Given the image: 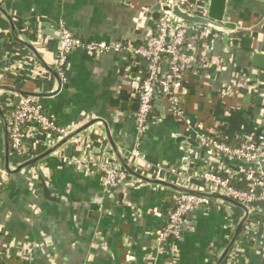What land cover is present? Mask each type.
Listing matches in <instances>:
<instances>
[{
	"label": "crops",
	"instance_id": "1",
	"mask_svg": "<svg viewBox=\"0 0 264 264\" xmlns=\"http://www.w3.org/2000/svg\"><path fill=\"white\" fill-rule=\"evenodd\" d=\"M155 1L0 0V60H5L0 68L1 263L215 264L234 236L244 210L215 199L184 216L170 250L158 248L157 232L172 210L167 194L176 192L131 175V185L103 190L98 165L114 160L121 167L117 155L144 178L174 184H180L178 178L155 164L175 166L187 174L217 166L213 155L185 139L197 143L185 134L183 122L168 112L160 95L154 98L145 130L137 134V90L145 74L142 58H132L126 50L111 49L99 56L75 50L68 57L60 90L50 94L58 87L55 38L61 25L84 41L135 46L153 30L149 20ZM222 20L229 28L243 26L238 38L250 37L251 47L211 46L210 66L188 72L180 94L185 114L198 131L218 133L233 143L264 135V71L250 63L252 52L264 53V3L226 0ZM11 88L50 94L37 97L40 105L70 132L96 121L50 153L46 151L61 137L32 130L34 135L27 137L19 155L4 131L3 118L7 122L12 104L22 96ZM135 144L141 157L129 154ZM186 155L189 162L184 161ZM73 159L91 166L78 168ZM201 184L191 179L189 186L204 189ZM220 264H264V218H248Z\"/></svg>",
	"mask_w": 264,
	"mask_h": 264
},
{
	"label": "built area",
	"instance_id": "2",
	"mask_svg": "<svg viewBox=\"0 0 264 264\" xmlns=\"http://www.w3.org/2000/svg\"><path fill=\"white\" fill-rule=\"evenodd\" d=\"M210 0H156L159 4V17L154 20L153 30L144 41L135 46L115 44L104 41H84L74 35L64 25L59 27L57 72L62 81L65 80L68 57L75 50H82L91 56H99L105 51L126 50L132 58H142L145 62L144 77L138 84L137 134L140 135L146 128L154 108V98L160 95L168 112L184 124L183 131L193 138L198 148L213 155L217 166L208 170H193L187 174L175 166L155 164L158 170L173 175L180 181L181 186H189L191 179L199 180L204 189L201 192L215 193L226 196L248 210V218H264V135L235 139L233 143L226 142L215 132L208 134L197 130L194 120L185 114L180 90L184 84V77L188 72H199L210 66L207 52L211 49L214 40L222 35L211 28L182 21L172 13H167L163 7L178 6L188 14L208 17ZM221 23L227 26L224 20ZM245 28L234 24L233 30ZM193 32V33H191ZM63 137L70 131L58 125L42 108L38 99L32 96H20L11 106V113L7 120V131L12 150L17 154L25 151V140L34 135L31 131ZM31 134V135H30ZM134 157H141L137 144L129 153ZM188 155L184 161L189 162ZM183 160V159H182ZM233 160L239 166L233 165ZM71 163L78 168L87 169L91 166L88 161L73 159ZM96 165V164H92ZM101 172L103 190L108 193L120 186L131 185L130 175L119 167L116 161H107L98 165ZM241 181L246 188H237L232 181ZM175 208L168 215L164 226L157 232L158 248L168 249L173 246L181 232L183 218L201 206H207L217 200L201 197L189 193L176 192L173 195ZM247 218V220H248ZM246 220V221H247ZM2 218L0 215V227ZM0 264L1 261H0Z\"/></svg>",
	"mask_w": 264,
	"mask_h": 264
},
{
	"label": "water",
	"instance_id": "3",
	"mask_svg": "<svg viewBox=\"0 0 264 264\" xmlns=\"http://www.w3.org/2000/svg\"><path fill=\"white\" fill-rule=\"evenodd\" d=\"M257 1H260V2L264 3V0H257ZM225 8H226V0H210V2H209V13H208V17H206V18L188 14L187 12L182 11L176 5L173 6L172 8L163 7V10H165L167 13H172L174 16L180 18L184 22L193 23V24H196V25H202L204 27L211 28L212 30L220 33L222 35V38L220 40L213 41V43H212L213 47H219L221 43H224L225 45H228V46L240 45L241 47L250 48L251 47V42H252L250 37L244 36V37L238 38L237 33L240 32V31H243V29L233 30V28H229L228 26H225V25H223L221 23V21H222V19L224 17V14H225ZM158 9H159V4H154L151 7L152 15H151V19L149 20V25L150 26H152L154 20L159 17V13L157 12ZM0 11H2L1 7H0ZM9 20H10L9 22H10L11 30L13 31L12 34L14 35V38H16L15 33L17 32V29L15 28L13 22L11 21L12 19L10 17H9ZM42 25L43 24H40L39 27L42 26ZM55 40L58 43V41H59V33L56 34ZM1 43H0V48H1V45H2ZM25 45H27V44H25ZM28 47L31 48V50H32V52L34 54H37L35 52L36 49L34 50L33 47H31L29 45H28ZM250 63H251V66L253 68L261 70V71H264V53L252 52L251 57H250ZM4 66H5V60H0V68H3ZM55 72L56 73H54V74L56 75L57 80H58V87H57V89L54 92H51L50 94L56 93L57 91L60 90V88L62 86V80H61V78H60V76H59V74L57 73L56 70H55ZM261 75H264V74H261ZM0 89H2V88L0 87ZM10 90H11V92L16 93L17 95L21 94L22 96H32V97H36V98L37 97H41V96L50 95V94H46V93L33 94V93L25 92L23 90H19V89H16V88H11ZM258 98H259V101H260L261 98L260 97H258ZM3 121H4V125H5V129H4V131H5V139L8 142L9 141V137H8V131H7V122H5L4 118H3ZM94 121H96V120L88 122L87 125L85 124V126L80 128L79 130H74L75 132L72 131V132H69L68 134L64 135L63 137H61L60 141L57 144H55L54 146H52L51 148H49L46 151V153L47 152L50 153V152L54 151L60 144H63L65 141H67L69 138H71L74 133L76 134V133L80 132L82 129L88 127ZM182 139H184V138H182ZM185 139L188 142H190L192 144H195L197 147H199L198 144L194 143L192 140H189L187 138H185ZM113 147H114V145H113ZM114 150H115L116 155L119 154L116 151V147H114ZM7 151H8V147L6 148V152ZM117 157H118V155H117ZM117 157H116V160L120 163L121 168L123 170H125L129 175L134 176V177H136L138 179L147 181L149 183L164 184L165 186L171 188L175 192L189 193V194H194V195L201 196V197H208V198L218 199V200H221V201H224V202H228V203L237 205V206L241 207L244 210V217L240 220V222L236 226V230H235L234 236L231 238V240L229 241L228 245L226 246V248L221 253L220 258L215 263V264H220L221 261H223V259L226 257V255L230 251V248L232 247L234 240L236 239L238 234L241 233V231L243 229V226H244V224H245V222H246V220L248 218V210H247V208L244 205L240 204L239 202H236L235 200H232V199H230V198H228L226 196H223V195H219V194H215V193L201 192L199 190H194V189H191V188H187V187L181 186L179 184L169 183V182H165V181H161V180L146 179L143 176L139 175L134 170H132L130 168V166H128L126 164V162L120 156L118 157L119 159ZM36 158L32 159V160H29L27 162H23L22 164H19L15 168L14 171H16V172L19 171L21 168H24L25 166H27L30 163L34 162L36 160ZM233 161H237V160H233Z\"/></svg>",
	"mask_w": 264,
	"mask_h": 264
},
{
	"label": "trees",
	"instance_id": "4",
	"mask_svg": "<svg viewBox=\"0 0 264 264\" xmlns=\"http://www.w3.org/2000/svg\"><path fill=\"white\" fill-rule=\"evenodd\" d=\"M193 33V32H191ZM198 172H201L202 170L201 169H197ZM232 184L237 187V188H246V184L244 182H237L236 180H233L232 181ZM173 195H174V192H170L167 194V198H168V202H169V209H172L171 211H173V209L175 208V201L173 199ZM3 264V263H2Z\"/></svg>",
	"mask_w": 264,
	"mask_h": 264
}]
</instances>
